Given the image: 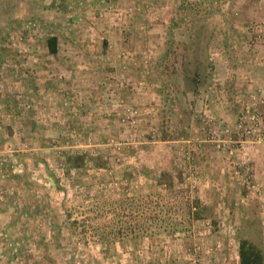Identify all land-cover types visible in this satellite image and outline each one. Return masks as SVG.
Segmentation results:
<instances>
[{"label":"rangeland","instance_id":"374dc122","mask_svg":"<svg viewBox=\"0 0 264 264\" xmlns=\"http://www.w3.org/2000/svg\"><path fill=\"white\" fill-rule=\"evenodd\" d=\"M263 115L264 0H0V264H239Z\"/></svg>","mask_w":264,"mask_h":264},{"label":"trees","instance_id":"16d2710c","mask_svg":"<svg viewBox=\"0 0 264 264\" xmlns=\"http://www.w3.org/2000/svg\"><path fill=\"white\" fill-rule=\"evenodd\" d=\"M46 46L50 54L56 55L58 53L57 36L55 35L48 36V38L46 39ZM15 155L20 157L19 153ZM97 159H98L97 157H93L92 154H89L87 152H76L74 154L68 153L63 159L64 163L66 164L65 173L69 174L72 169H80L85 167L87 160L90 162H95L97 161ZM54 181L55 182L57 181L55 176H54ZM154 187L155 190L159 189V190L172 191V189H174V181L168 173L161 172L158 178H156L155 180ZM160 196L162 198L161 194ZM188 205L189 203L187 202V206ZM67 215L69 219L70 218L69 213ZM154 217H157L156 222L159 221L161 225L162 218L155 215L152 216L151 219L153 220ZM77 221L78 220L76 218L71 220V222L74 224H76ZM154 225L156 226V224ZM155 226L153 227L155 228ZM238 258H239V264H264V248L262 242L260 240L255 241L247 236H240L239 244H238Z\"/></svg>","mask_w":264,"mask_h":264},{"label":"built area","instance_id":"2783aa9c","mask_svg":"<svg viewBox=\"0 0 264 264\" xmlns=\"http://www.w3.org/2000/svg\"><path fill=\"white\" fill-rule=\"evenodd\" d=\"M263 113L261 112L260 108L256 105L252 109V115L249 118V121L245 120V116L241 115L239 121L237 123V131H240L241 136H251L253 133V129L257 127L258 124L261 123V120L257 117H261ZM264 117V115H263ZM263 132H264V122L262 124ZM260 140L264 143V133L263 137H260Z\"/></svg>","mask_w":264,"mask_h":264}]
</instances>
